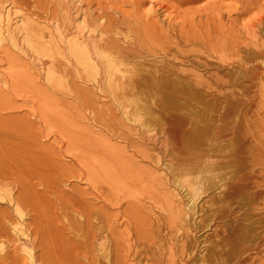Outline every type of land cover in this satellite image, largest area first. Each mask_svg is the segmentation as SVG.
<instances>
[{
  "label": "rangeland",
  "instance_id": "1",
  "mask_svg": "<svg viewBox=\"0 0 264 264\" xmlns=\"http://www.w3.org/2000/svg\"><path fill=\"white\" fill-rule=\"evenodd\" d=\"M47 1L44 28L57 35L65 26L57 4L67 0ZM72 1L96 48L162 54L191 78L228 90L234 52L264 44V0ZM58 60L57 83L49 84L18 49L0 43V264H98L96 248L107 242L119 264H191L186 243L194 232L162 167L163 150L125 125L73 63ZM260 72L240 94L246 130L257 126L255 133L264 131ZM255 183L228 223L206 233L214 239L252 225L259 248L236 264H264V167ZM79 207L92 218L72 213Z\"/></svg>",
  "mask_w": 264,
  "mask_h": 264
},
{
  "label": "bare ground",
  "instance_id": "2",
  "mask_svg": "<svg viewBox=\"0 0 264 264\" xmlns=\"http://www.w3.org/2000/svg\"><path fill=\"white\" fill-rule=\"evenodd\" d=\"M50 5L47 0H0V43L18 49L49 84L57 83L58 58L73 63L104 93L125 125L147 145L163 150L162 167L181 200L184 221L194 232L186 243L191 264H236L243 252L258 249L251 224L214 239L206 233L218 223H228L234 206L244 204L243 196L261 178L264 131L255 133L257 126L254 132L251 127L246 130L240 94L245 80H257L264 69V44L234 52L226 63L233 88L228 90L191 78L162 54L143 49L124 55L96 48L94 30L72 0L57 4L65 17L63 32H46ZM54 20L57 24L59 15ZM260 22L261 36L264 19ZM250 65L252 70H247ZM71 211L92 218L83 208ZM15 233L22 231L17 228ZM182 233L180 228L178 240ZM25 252L32 263L31 251ZM96 256L98 264H119L108 242L96 248Z\"/></svg>",
  "mask_w": 264,
  "mask_h": 264
}]
</instances>
